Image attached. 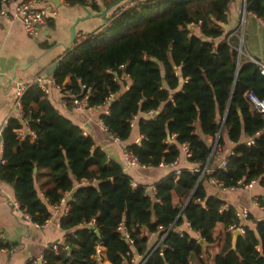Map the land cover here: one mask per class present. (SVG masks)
<instances>
[{"label": "trees", "instance_id": "obj_1", "mask_svg": "<svg viewBox=\"0 0 264 264\" xmlns=\"http://www.w3.org/2000/svg\"><path fill=\"white\" fill-rule=\"evenodd\" d=\"M231 1L145 0L68 50L52 74L60 85L69 78L65 87L73 93H80L82 84L90 87L91 107L106 104L113 95L109 113L101 119L120 140L130 136L129 121L137 116L141 139L127 150L141 165L171 163L181 145H188V161L198 164V170L170 172L155 184L153 194L132 185L121 164L59 114L37 86L25 91L22 107L36 138L19 142L14 129L20 124L8 120L1 132L0 181L12 185L19 208L38 225L51 216L47 203L57 204L65 192L73 191L67 213L59 219L68 233L57 252H44L46 264H95L97 246L104 248L110 264H133L134 255L141 264H209L200 256L199 239L177 229L184 220L208 245L219 242L213 230L217 223L223 225L222 244L212 264H264V219L248 214L254 226H244L233 246L227 227L239 224L236 210L207 195L205 187L209 178L222 188L251 179L264 187V116L248 100L250 93L264 99V75L244 53L237 63L238 30L223 32ZM246 11L264 22V0H246ZM149 110L156 113L145 115ZM225 135L235 144L231 154L221 157L227 159V168L215 167L208 174L214 140L217 137L222 146ZM249 137H255L251 146L244 143ZM41 170L47 175V203L35 186ZM258 203L264 207L263 196ZM90 221L99 235L84 225ZM120 223L132 246L117 231ZM151 234L159 239L165 235L156 248L149 244ZM4 247L9 246L0 242Z\"/></svg>", "mask_w": 264, "mask_h": 264}, {"label": "crops", "instance_id": "obj_2", "mask_svg": "<svg viewBox=\"0 0 264 264\" xmlns=\"http://www.w3.org/2000/svg\"><path fill=\"white\" fill-rule=\"evenodd\" d=\"M21 1L23 0H8L7 3L0 4V9L6 12V15H0V138L8 120L13 118V102L18 85L30 82L36 77L44 78L48 69L53 64L57 65L58 60L67 53L65 46L71 40L70 28L77 18L84 19L75 26V38L99 32L106 20L103 21L101 17L93 15L98 13L100 8L107 7L109 0H94L91 5H85L81 0H56V5L53 1L47 0V3L56 10V14L50 17L48 25L42 28L39 36L35 37L27 35L22 28L21 19L14 16L15 8ZM245 1L232 0L228 4L226 21L222 24V29L224 34L238 30L239 43L242 37V53L264 64V22L255 14L246 11ZM37 5H43V2H38ZM85 8L91 12L88 18H85L88 14ZM111 13L112 10L108 11L107 17ZM47 79L53 81L52 75ZM68 82L69 78H66L63 84ZM47 96L59 114L78 125L84 134L91 135L96 145L106 153L108 158L121 164L123 171L131 178L132 185L144 186L150 194H153L155 184L170 172L199 168L198 164L188 161V157L181 149L175 166L128 165L126 163V153L129 152L127 147L130 144L139 143L141 139L137 118L130 136L126 140H120L107 131L101 119V116L108 111L110 102L80 112L71 107L67 97L56 86L52 87ZM206 140L211 142L212 138ZM234 146L235 144L225 135L224 144L220 145L221 153L214 152L215 156L212 158L209 169L218 167L221 157L231 152ZM1 157L2 140L0 142ZM46 181L47 175L44 170H41L35 186L40 198L47 203L48 200L44 195ZM205 187L207 195L218 197L224 201L225 206H233L236 211L247 208L255 220L264 219V209L258 203V198L264 197V187L260 184H256L251 189H244L241 186L222 188L213 184L209 178ZM72 194L73 191L65 192L57 204L47 203L51 216L44 224L38 225L19 208L12 185L0 181V241L9 246L0 248V264H25L28 260L39 259L49 246L63 243L68 232L60 227L59 219L66 214L65 209ZM177 200V195L173 193V202ZM246 223L250 227L254 226L251 220H247ZM177 229L187 231L192 237L201 239L197 232L188 228L185 220ZM223 233V225L217 223L213 230V237H218L219 242L201 245L203 252L200 256L207 258L209 264H212L214 255L219 252L222 244L220 237ZM148 238L151 246L159 241L157 234H151ZM100 249L103 252L104 248L100 247ZM105 263L110 264L107 260Z\"/></svg>", "mask_w": 264, "mask_h": 264}, {"label": "built area", "instance_id": "obj_3", "mask_svg": "<svg viewBox=\"0 0 264 264\" xmlns=\"http://www.w3.org/2000/svg\"><path fill=\"white\" fill-rule=\"evenodd\" d=\"M85 5H91L93 4L94 0H81ZM145 0H125L118 4L115 8L112 9V13L110 16L106 17V21H104V25L99 31L105 30L109 25L110 22L117 16H119L121 13L129 10L130 8L138 5L141 2H144ZM3 3H7L8 0H1ZM38 2H43V5H37ZM56 14V10L47 3V0H23L21 1L15 8V17H19L22 22V28L24 32L29 35V36H39L42 28L46 27L48 25V21L50 17L54 16ZM0 15H6L5 10L0 9ZM96 33V32H95ZM95 33L92 34H87V35H81L76 38L75 43L71 45V48H73L77 43L82 42L83 40L91 37ZM254 62L258 64L259 71L261 74L264 75V64L251 59ZM30 86H37L44 94H49L52 87L56 86L63 94L65 97H67V101L71 104V107L76 110V111H86L91 108L88 103L89 96L91 95V88L87 87L85 85H81V92L80 93H73L71 89L66 88L65 84H56L53 81H50L47 78L43 77H36L34 80H31L30 82L19 84L18 87L15 90V100L13 102V111L14 113L12 114V117L17 119L20 127L14 129L16 139L21 142L26 139L29 141H34L36 138L35 133L30 129L29 126V121L27 120V116L25 115V112L22 107V97L25 93V91L30 87ZM111 97L108 98L107 103L110 102ZM248 100L253 107L254 110L257 112L261 113L264 116V99L257 97L256 95L250 93L248 94ZM109 111L106 112L108 114ZM156 113L154 110H149L148 112L145 113L147 116H152ZM137 116H134L133 118L130 119L129 123L131 126H133L134 121L136 120ZM104 124V123H103ZM106 127V125L104 124ZM107 129V127H106ZM108 131V130H107ZM260 135V131L256 133V136ZM254 138L255 137H249L247 138L244 143L247 146H251L254 144ZM181 151L184 153L186 157L190 156V151L188 148L187 144H182L180 147ZM221 153V147L217 145V137L214 140V143L212 145V150L211 154L213 152ZM229 152L227 155L231 154ZM210 154V156H211ZM226 155V156H227ZM177 159L171 163L168 164H160V165H171L175 166ZM0 162L3 163L2 157L0 158ZM126 163L128 165H140L139 161L137 160L136 156H134L131 152L126 153ZM219 168H222L226 170L227 168V159L223 158L221 159L219 163ZM207 169V165L205 164L201 170V174ZM190 171H197L196 170H190ZM208 174H210L213 170L212 169H207L206 170ZM179 173V170H174V174L177 175ZM201 176V175H200ZM210 181L221 187V183L215 179V178H210ZM239 186H241L244 189H251L253 186L258 184V180L256 179H251L247 182L239 181ZM262 209H264L263 206H260ZM225 207H220V211H222ZM68 208L66 207L65 213H67ZM249 214V210L247 208H243L240 211H236L235 215L237 219L240 221L239 224L232 223L227 227V231L233 232L236 229H239L241 233L244 232V226L247 225V216ZM186 225L188 228H190V223L185 220ZM85 226H88L90 229H93L94 231V222L90 221L86 224ZM161 228V227H160ZM117 231L121 233V237L125 239L126 242H128L131 246L133 244V239L130 237L129 233L124 231L123 225L120 223L117 226ZM145 233V232H144ZM146 234V233H145ZM165 235H162V237L159 239L158 243L155 245V248L162 242L163 238ZM1 242V241H0ZM101 246H97L96 248V253L92 256L93 260L95 261V264H106L105 263V258L103 253L101 252L100 249ZM47 250H51L54 252L58 251V245L54 244L48 247ZM137 259V260H136ZM33 260V264H46L45 260L43 259V256H41L39 259H31ZM131 262L133 264H141V258L140 256L134 255L131 258Z\"/></svg>", "mask_w": 264, "mask_h": 264}, {"label": "water", "instance_id": "obj_4", "mask_svg": "<svg viewBox=\"0 0 264 264\" xmlns=\"http://www.w3.org/2000/svg\"><path fill=\"white\" fill-rule=\"evenodd\" d=\"M51 1H53V2L57 5L56 0H51ZM123 1H125V0H114L113 2H111L110 4H108L107 7H105V8H100V11H99L98 13H95L93 16L101 17L102 20L104 21V20L106 19V17H107V13H108V11L112 10L113 8H115L118 4H120V3L123 2ZM245 2H246V1H245ZM85 10H86V12L88 13L87 16H86L85 18L90 17V16H91V12H90V10H89V9H86V8H85ZM83 19H84V18H77L76 21L74 22V24L71 26V28H70V38H71V40H70L69 44H68L67 46H65V49H66L67 51L71 49V45H73V44L75 43V40H76V38H75V26H76V24H77L79 21H81V20H83ZM237 52H238L237 63L239 64V62H240V57H241V54H242V37H241V39H240L239 46L237 47ZM40 65H41V64H40ZM56 67H57V65H56V64H53V65L48 69L47 74L44 75V78L50 77V76L53 74V72H54V70L56 69ZM114 74L116 75V73H114ZM0 142H1V138H0ZM34 171H36V168L34 169ZM191 195H192V193L189 195L187 201L190 199ZM187 201H186V203H187ZM94 232H95L97 235H99V231H98V230H95ZM240 234H241V232H240L239 229H236V230H234V231L232 232V244H233V246L235 245V241H236L237 236L240 235ZM198 242H199V244H201L202 246H205V245H206V242H205L203 239H199Z\"/></svg>", "mask_w": 264, "mask_h": 264}, {"label": "rangeland", "instance_id": "obj_5", "mask_svg": "<svg viewBox=\"0 0 264 264\" xmlns=\"http://www.w3.org/2000/svg\"><path fill=\"white\" fill-rule=\"evenodd\" d=\"M193 30H195L194 28H193ZM242 55V54H241Z\"/></svg>", "mask_w": 264, "mask_h": 264}]
</instances>
